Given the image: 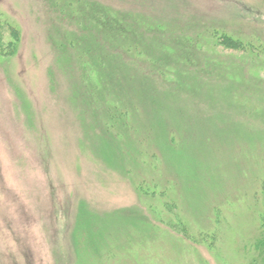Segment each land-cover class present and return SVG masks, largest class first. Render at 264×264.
Segmentation results:
<instances>
[{"label":"rangeland","instance_id":"374dc122","mask_svg":"<svg viewBox=\"0 0 264 264\" xmlns=\"http://www.w3.org/2000/svg\"><path fill=\"white\" fill-rule=\"evenodd\" d=\"M263 185L264 0H0V264H264Z\"/></svg>","mask_w":264,"mask_h":264},{"label":"trees","instance_id":"16d2710c","mask_svg":"<svg viewBox=\"0 0 264 264\" xmlns=\"http://www.w3.org/2000/svg\"><path fill=\"white\" fill-rule=\"evenodd\" d=\"M226 43H230V40L226 38V40H224ZM224 42V43H225ZM119 72V71H118ZM122 75L120 74V72L118 73V77H119V80H120V77ZM120 85L121 87H123L124 85V82H120ZM264 187V185H263ZM261 233H260V236L255 240V245H253L254 247V251H257V253L259 254L262 262L264 263V215H263V218L261 220Z\"/></svg>","mask_w":264,"mask_h":264}]
</instances>
